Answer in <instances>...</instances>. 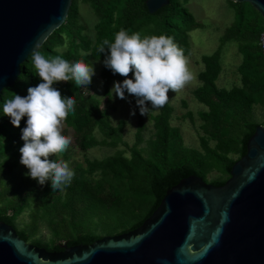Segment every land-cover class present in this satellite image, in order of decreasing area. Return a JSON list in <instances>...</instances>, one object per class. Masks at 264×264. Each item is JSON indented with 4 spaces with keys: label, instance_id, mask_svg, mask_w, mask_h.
<instances>
[{
    "label": "trees",
    "instance_id": "1",
    "mask_svg": "<svg viewBox=\"0 0 264 264\" xmlns=\"http://www.w3.org/2000/svg\"><path fill=\"white\" fill-rule=\"evenodd\" d=\"M229 3L235 22L225 31L217 51L202 57L201 86L192 92L207 108L199 113L201 148L186 146L181 129L172 124L175 109L169 102L152 116L154 134L148 141L146 115H140L136 106L137 141L129 146L123 126L112 124L101 99L90 92L93 78L88 87L80 88L72 81L57 82L53 87L76 102L75 113H69L62 124L72 132L81 151L127 147L102 160H88L86 167L69 164L75 176L69 186L57 192L51 189L50 180L41 186L26 176L29 170L19 162L27 117L17 128L3 114V104L13 94L26 96L28 88L41 82L29 57L15 85L6 88L0 98V221L12 226L27 243L61 251L63 243L92 245L104 236L139 228L161 205L168 190L189 176L197 175L218 187L225 185L232 167L246 155L249 140L264 122V56L260 45L264 20L249 3ZM83 4L89 5L97 18L92 38L81 20ZM204 27L180 0H170L155 14L149 13L146 0H73L65 23L39 51L45 58L60 56L69 63L100 62L104 93L110 98L112 84L125 77L104 67L105 53L98 52L104 39L114 42L121 28L130 35L138 32L141 38L166 35L174 38L187 57L192 52L190 33ZM230 42L238 45L243 61L237 69L240 86L228 90L217 82L223 71V51ZM132 76L130 72L127 78ZM185 118L194 121L192 112ZM49 159L69 163L67 154ZM212 173L221 176L209 182Z\"/></svg>",
    "mask_w": 264,
    "mask_h": 264
},
{
    "label": "water",
    "instance_id": "2",
    "mask_svg": "<svg viewBox=\"0 0 264 264\" xmlns=\"http://www.w3.org/2000/svg\"><path fill=\"white\" fill-rule=\"evenodd\" d=\"M249 3L264 20V0ZM73 0H0V98L35 47L66 21ZM170 0H146L150 14ZM49 251L0 221V264H264V126L223 186L197 175L168 190L142 226L92 245Z\"/></svg>",
    "mask_w": 264,
    "mask_h": 264
},
{
    "label": "clouds",
    "instance_id": "3",
    "mask_svg": "<svg viewBox=\"0 0 264 264\" xmlns=\"http://www.w3.org/2000/svg\"><path fill=\"white\" fill-rule=\"evenodd\" d=\"M98 52L105 53L106 69L125 77L122 83H114L109 95L115 94L122 100L126 99L125 93L134 96L142 116L163 108L169 102V90L176 93L193 79L183 49L170 36L141 38L140 33L130 35L121 28L114 42L102 41ZM30 59L41 82L28 88L26 96L13 94L4 102L3 114L17 128L27 117L21 133L24 144L19 150V162L29 170L26 176L41 186L50 180L51 189L57 192L71 184L75 172L65 160L49 157L61 156L71 144V137L62 135V123L69 113H75L76 102L72 96H62L53 84L72 81L76 88L88 87L96 72L93 65L83 61L69 63L60 56L45 58L38 46ZM130 72L131 79L127 78ZM149 103L151 108L147 106Z\"/></svg>",
    "mask_w": 264,
    "mask_h": 264
},
{
    "label": "rangeland",
    "instance_id": "4",
    "mask_svg": "<svg viewBox=\"0 0 264 264\" xmlns=\"http://www.w3.org/2000/svg\"><path fill=\"white\" fill-rule=\"evenodd\" d=\"M180 2L205 27L190 33L192 52L186 59L188 61L187 66L193 74V79L176 93L169 90L168 96L169 103L175 109L172 122L173 126L181 129L187 147L200 149L201 142L199 135L201 133L200 125L202 124V120L199 117V113L207 108L194 98L192 92L201 86L198 75L205 69L202 57L211 55L217 51L225 31L235 22V12L228 0H180ZM80 16L87 27V34L92 38L95 34L94 26L97 23L95 13L89 5L83 4L80 5ZM242 61L243 56L239 53L238 45L233 42L228 43L224 48L222 56L223 71L217 82L220 87L230 90L235 86H240V76L237 69ZM93 67L96 75L93 77L94 86L90 92L101 99L102 108L109 112L112 124L116 127L123 126L124 140L129 146H133L137 141L136 134L138 131L136 98L127 93H125L126 99L123 100L116 97L115 94L108 98L104 93L105 89L100 77L102 64L100 62H93ZM115 82L122 83L123 81ZM184 102L187 105H184ZM147 106L151 108L150 105ZM133 111H135V115H131ZM156 112H150L146 115L148 131L145 133V141L153 137L154 128L152 116ZM188 112L193 113L194 121L190 120V118H185ZM62 135L71 137V144L67 151L60 156L63 158L67 154L71 167L78 165L86 167L88 160H102L114 155L118 150L124 151L127 149L126 146H120L118 149L98 147L85 152L79 149L72 132L63 124ZM98 138H102L100 134H98ZM220 176L218 173H212L208 177V181L211 182Z\"/></svg>",
    "mask_w": 264,
    "mask_h": 264
},
{
    "label": "built area",
    "instance_id": "5",
    "mask_svg": "<svg viewBox=\"0 0 264 264\" xmlns=\"http://www.w3.org/2000/svg\"><path fill=\"white\" fill-rule=\"evenodd\" d=\"M260 45H261V49H262L263 56H264V31L261 34ZM262 126H264V122H263Z\"/></svg>",
    "mask_w": 264,
    "mask_h": 264
}]
</instances>
